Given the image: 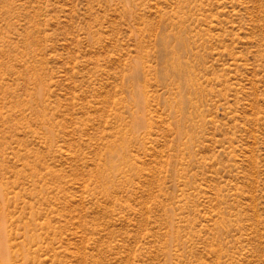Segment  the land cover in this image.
I'll use <instances>...</instances> for the list:
<instances>
[{
    "label": "rangeland",
    "instance_id": "374dc122",
    "mask_svg": "<svg viewBox=\"0 0 264 264\" xmlns=\"http://www.w3.org/2000/svg\"><path fill=\"white\" fill-rule=\"evenodd\" d=\"M0 264H264V0H0Z\"/></svg>",
    "mask_w": 264,
    "mask_h": 264
},
{
    "label": "bare ground",
    "instance_id": "6f19581e",
    "mask_svg": "<svg viewBox=\"0 0 264 264\" xmlns=\"http://www.w3.org/2000/svg\"><path fill=\"white\" fill-rule=\"evenodd\" d=\"M0 257L2 261L7 259V245L6 241L3 238V232L0 231Z\"/></svg>",
    "mask_w": 264,
    "mask_h": 264
}]
</instances>
